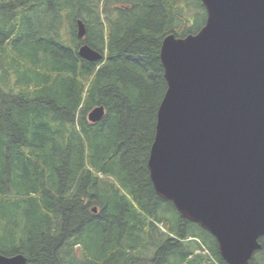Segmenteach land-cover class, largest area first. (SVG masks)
I'll return each instance as SVG.
<instances>
[{
	"label": "trees",
	"instance_id": "trees-1",
	"mask_svg": "<svg viewBox=\"0 0 264 264\" xmlns=\"http://www.w3.org/2000/svg\"><path fill=\"white\" fill-rule=\"evenodd\" d=\"M205 18L200 0H0L1 255L225 264L208 232L156 196L147 169L166 90L161 42ZM82 44L101 59L80 58ZM97 106L104 116L90 123ZM259 243L248 264H264Z\"/></svg>",
	"mask_w": 264,
	"mask_h": 264
},
{
	"label": "water",
	"instance_id": "water-1",
	"mask_svg": "<svg viewBox=\"0 0 264 264\" xmlns=\"http://www.w3.org/2000/svg\"><path fill=\"white\" fill-rule=\"evenodd\" d=\"M200 2L199 31L161 42L166 90L147 169L156 196L208 232L225 264H248L264 237V0ZM77 54L101 59L87 44ZM104 113L97 106L87 120ZM0 264L26 258L0 254Z\"/></svg>",
	"mask_w": 264,
	"mask_h": 264
}]
</instances>
